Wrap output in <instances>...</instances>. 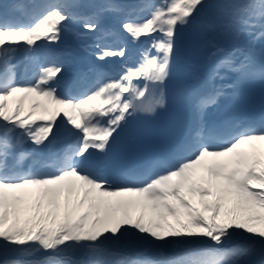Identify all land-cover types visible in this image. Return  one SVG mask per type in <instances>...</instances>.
<instances>
[{
    "label": "snow or ice",
    "instance_id": "obj_1",
    "mask_svg": "<svg viewBox=\"0 0 264 264\" xmlns=\"http://www.w3.org/2000/svg\"><path fill=\"white\" fill-rule=\"evenodd\" d=\"M75 6L68 0L40 6L15 0L0 12V264H264V128H226L216 147L198 128L186 146L188 155L175 165L146 180L121 177L116 185L90 151L106 153L128 115L152 113L164 105L160 86L170 73L178 27L197 25L206 8L223 7L229 10L231 31L264 39V0L223 5L145 0L138 11L149 15L129 13L121 27L133 41L153 37L155 55L142 53L139 63L119 78L102 80L80 95L60 94L65 65L54 60L31 79L17 82L14 53H34L40 40L59 41L66 23L76 18L70 11ZM83 27L98 30V15L86 18ZM97 47L99 60L126 53L123 47ZM213 47L221 57L213 79L228 72L239 79L264 77V67H256L251 51L237 59L239 49L224 53ZM139 79L146 82L143 88L134 85ZM150 88L152 101L145 104ZM222 95L224 86L194 98L201 122ZM65 122L77 130L75 143L36 159L35 151L50 143ZM29 142L31 150L25 148ZM28 161L33 164L25 168ZM236 230L248 236L232 245ZM195 237L212 243L192 247ZM140 241L158 248L175 244L177 249L146 258L115 246ZM20 256L27 259L15 258Z\"/></svg>",
    "mask_w": 264,
    "mask_h": 264
},
{
    "label": "bare ground",
    "instance_id": "obj_2",
    "mask_svg": "<svg viewBox=\"0 0 264 264\" xmlns=\"http://www.w3.org/2000/svg\"><path fill=\"white\" fill-rule=\"evenodd\" d=\"M223 12V14L218 13L215 15V17L211 20V25L208 24L206 26V28H201V27H194L191 31H192V36L190 38V41H200L201 43H204L207 39L204 36H207L208 34H212L217 30H224L225 29V33L224 36L227 37V41L226 44L222 46V48H226V52L225 53H230L231 51H233L234 49H239L240 51H237L235 53V56L237 59H242L243 55L242 53H246V48L244 49L241 45L244 43L242 34H238L236 32H233L230 30L229 27V10H227V12H224L223 10H221ZM224 28V29H223ZM235 39H239L240 44L238 45L235 42ZM198 43V42H197ZM210 40H208L205 44H209ZM225 42L221 41L219 45L224 44ZM254 44V43H253ZM209 46V45H208ZM247 47V46H246ZM207 56V54H203V52H199L197 54H195V57L198 59H202L203 57ZM233 73V72H230ZM187 74L193 75L191 72L187 71Z\"/></svg>",
    "mask_w": 264,
    "mask_h": 264
},
{
    "label": "rangeland",
    "instance_id": "obj_3",
    "mask_svg": "<svg viewBox=\"0 0 264 264\" xmlns=\"http://www.w3.org/2000/svg\"><path fill=\"white\" fill-rule=\"evenodd\" d=\"M70 1V0H69ZM74 1V0H73ZM92 1V0H91ZM112 1H114V2H116L117 0H112ZM208 1V0H207Z\"/></svg>",
    "mask_w": 264,
    "mask_h": 264
}]
</instances>
